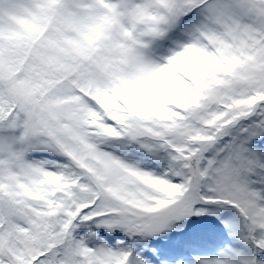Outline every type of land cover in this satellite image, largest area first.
Instances as JSON below:
<instances>
[{
    "label": "snow or ice",
    "instance_id": "snow-or-ice-1",
    "mask_svg": "<svg viewBox=\"0 0 264 264\" xmlns=\"http://www.w3.org/2000/svg\"><path fill=\"white\" fill-rule=\"evenodd\" d=\"M0 264H264V0H0Z\"/></svg>",
    "mask_w": 264,
    "mask_h": 264
}]
</instances>
